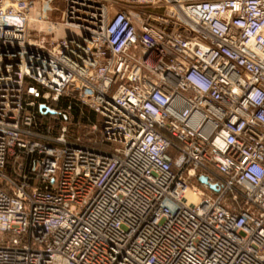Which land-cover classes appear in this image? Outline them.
Returning a JSON list of instances; mask_svg holds the SVG:
<instances>
[{"label":"built area","instance_id":"built-area-1","mask_svg":"<svg viewBox=\"0 0 264 264\" xmlns=\"http://www.w3.org/2000/svg\"><path fill=\"white\" fill-rule=\"evenodd\" d=\"M0 264H264V0H0Z\"/></svg>","mask_w":264,"mask_h":264},{"label":"water","instance_id":"water-1","mask_svg":"<svg viewBox=\"0 0 264 264\" xmlns=\"http://www.w3.org/2000/svg\"><path fill=\"white\" fill-rule=\"evenodd\" d=\"M200 180H201V181H205V178L201 177Z\"/></svg>","mask_w":264,"mask_h":264}]
</instances>
